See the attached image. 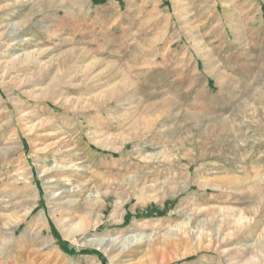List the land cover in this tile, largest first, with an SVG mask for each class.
I'll use <instances>...</instances> for the list:
<instances>
[{"label": "rangeland", "instance_id": "1", "mask_svg": "<svg viewBox=\"0 0 264 264\" xmlns=\"http://www.w3.org/2000/svg\"><path fill=\"white\" fill-rule=\"evenodd\" d=\"M0 264H264V0H0Z\"/></svg>", "mask_w": 264, "mask_h": 264}, {"label": "bare ground", "instance_id": "2", "mask_svg": "<svg viewBox=\"0 0 264 264\" xmlns=\"http://www.w3.org/2000/svg\"><path fill=\"white\" fill-rule=\"evenodd\" d=\"M22 26V25H21ZM21 26H18V27H21ZM222 181V180H221ZM232 182L234 183V182H239L238 180H236V179H233L232 180ZM227 183V182H226ZM220 184V183H219ZM237 184V183H236ZM236 184H234V185H236ZM233 185V184H232ZM91 216V215H90ZM67 220V219H66ZM102 241H104V240H102Z\"/></svg>", "mask_w": 264, "mask_h": 264}, {"label": "trees", "instance_id": "3", "mask_svg": "<svg viewBox=\"0 0 264 264\" xmlns=\"http://www.w3.org/2000/svg\"><path fill=\"white\" fill-rule=\"evenodd\" d=\"M86 251V250H85Z\"/></svg>", "mask_w": 264, "mask_h": 264}]
</instances>
